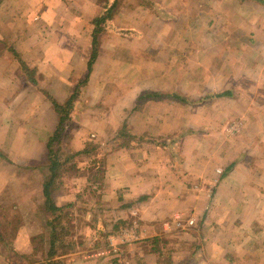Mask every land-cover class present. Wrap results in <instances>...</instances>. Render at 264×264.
Listing matches in <instances>:
<instances>
[{"label": "crops", "instance_id": "1", "mask_svg": "<svg viewBox=\"0 0 264 264\" xmlns=\"http://www.w3.org/2000/svg\"><path fill=\"white\" fill-rule=\"evenodd\" d=\"M87 76L65 131L101 175L65 264H264V0H0L1 208L44 207L26 162H46L52 101ZM25 223L12 248L40 261Z\"/></svg>", "mask_w": 264, "mask_h": 264}, {"label": "rangeland", "instance_id": "2", "mask_svg": "<svg viewBox=\"0 0 264 264\" xmlns=\"http://www.w3.org/2000/svg\"><path fill=\"white\" fill-rule=\"evenodd\" d=\"M30 76L32 77L33 75L30 74L29 70L23 71L20 68L18 72V80L20 83L21 91L24 93L27 92L26 86H28V83L30 82L29 80ZM28 95L29 92L27 96ZM61 146H62L61 148L62 154L64 155L63 157H65L66 153L72 151V149L68 148V140L64 141ZM92 157L93 156L85 159L79 158L75 161L73 160L72 162L62 167V169L57 175V178L53 186L54 196L55 197L63 196L64 199L69 191L74 190V194H73L74 198L71 202L62 204V201L58 200L57 203L61 207L67 206L68 204L71 203L73 204L72 207L66 208L64 210L62 214L63 217L62 224L65 227L66 232L68 233V236L65 238V242L69 243L71 241H74L77 244L80 243L81 245H78L79 247H77L80 249H83L81 247L83 242L82 239L85 235L83 228L86 225H90L92 219H94V217L96 216L93 210L92 211L87 210L89 207L87 204V200L89 201V199H91V204L93 205L94 203L97 202V194L86 192V188H87L86 180L89 177H93L94 175L96 176L101 175L99 170L100 168L96 164L95 165L90 164L89 166L90 169L92 170L89 169L86 170L85 163L88 162L89 158L91 160ZM35 163L41 166L40 170L38 169L39 170L38 173H42L43 177H45L47 172L46 170L47 162H45L44 159H33L31 161H27L26 165H28V167L31 168ZM14 166H12L11 168L12 171H17L18 169L13 168ZM31 182L33 181L31 180ZM36 195L38 196V191ZM32 197L34 198L35 195H33ZM31 203L38 204L37 202L34 201ZM1 204L2 203L0 202V205ZM22 213L24 214V217H22ZM51 218H52L51 214H49L44 207H40V206L36 208L24 207V209L22 208V210L21 209L19 210L18 206L16 204L13 205L12 203V205L10 204L8 206H5L4 208L0 207V236H3L5 238L6 240L5 243L11 245V248H5L4 244L2 245L0 243V254H4L3 256L6 260L11 259L12 264L28 263L29 259L22 260L17 258L15 256L16 252H14L12 248L13 242L15 240L16 234L20 226H23L24 222H26L25 224L27 225L29 231H35L37 234L40 233V235H33L35 237H33L30 240V246L35 248L34 254L38 258L37 260L41 259L40 261H43L46 258L47 252L49 251L50 228L47 226V222L50 221ZM17 242L20 244V247H23L24 245L27 244L26 240H19ZM30 260L32 263L36 261L33 256L30 258Z\"/></svg>", "mask_w": 264, "mask_h": 264}, {"label": "trees", "instance_id": "3", "mask_svg": "<svg viewBox=\"0 0 264 264\" xmlns=\"http://www.w3.org/2000/svg\"><path fill=\"white\" fill-rule=\"evenodd\" d=\"M97 34H94V38L92 40L93 46L97 45ZM96 49V48H93ZM95 53V51L93 52ZM95 60V54L92 55L90 58V61L88 63V72H91V67L93 65V62ZM89 77L87 76L83 81H80V83L76 84L74 87V90L72 94L69 96L68 100L65 102V104L60 105L56 103L55 101H52L53 109L55 113L58 116V124L56 127L55 132L53 133L52 137L48 140L46 146H47V165L46 170L47 174L44 177V182L42 185V195L44 198V208L45 210L51 214L52 218L50 221L47 222V226L50 228V241H49V251L46 254V258L43 261H35L31 262L30 258L32 256H24V255H15L17 258L25 260L29 259L27 264H65L63 260V256L67 253H70L74 251L78 245H81L80 243H76L74 241H71L69 243L65 242V238L68 236V233L66 232L65 227L62 224V214L66 208L72 207L71 204H68L67 206H58L54 199H53V186L55 183V180L57 178L58 173L68 163L72 162L75 157L79 156L80 154L86 153V150H83L82 153H66L65 157L62 154V144L64 141H66L69 136L67 137L66 134V125L68 121L70 120V114L73 110L74 102L77 100L78 96L81 93L82 87H85L87 85ZM159 96H155V94H146L144 96H141L137 102L143 103L148 99L155 100ZM160 98V97H159ZM174 100H179L178 96H172L171 97ZM118 136L120 139H123V146L127 145L128 141H130V134L126 130V126H123ZM6 240L3 236H0V243L5 248H11L10 244L5 243ZM104 249L107 250L108 244H105L103 246ZM12 250V249H11ZM168 262L167 260H165ZM169 264V263H166Z\"/></svg>", "mask_w": 264, "mask_h": 264}, {"label": "built area", "instance_id": "4", "mask_svg": "<svg viewBox=\"0 0 264 264\" xmlns=\"http://www.w3.org/2000/svg\"><path fill=\"white\" fill-rule=\"evenodd\" d=\"M115 253H117V250H115V249L106 251L107 255L112 254V256H114V258H119V256L117 254H115Z\"/></svg>", "mask_w": 264, "mask_h": 264}]
</instances>
